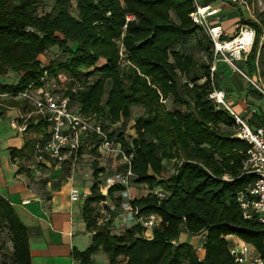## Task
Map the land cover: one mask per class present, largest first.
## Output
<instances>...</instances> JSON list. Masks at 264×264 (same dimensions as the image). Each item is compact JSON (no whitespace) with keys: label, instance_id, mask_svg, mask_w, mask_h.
<instances>
[{"label":"trees","instance_id":"trees-1","mask_svg":"<svg viewBox=\"0 0 264 264\" xmlns=\"http://www.w3.org/2000/svg\"><path fill=\"white\" fill-rule=\"evenodd\" d=\"M42 1L0 0V75L19 73L16 83L0 82V92L15 94L43 76L57 83L63 74L67 85L58 91L69 97L70 105L99 119L126 153H133L134 181L149 192L130 205L140 215L160 217L150 238L138 223L118 233L112 232V220L97 224L96 204L106 197L113 200L123 186L101 192L98 175L103 169L96 167L81 214L91 242L84 250L73 248L72 258L92 264V256L101 250L109 264H119L120 257L125 264H234L228 235L264 257V227L245 218L237 201L256 180L242 168L249 145L237 137L234 117L209 97L219 74L217 67L211 71L212 42L190 19L191 0H75L76 15L70 12L71 0H55L40 14ZM239 23L255 31L243 60L251 77L264 17H242ZM53 46L61 56L42 65L39 55ZM250 92L263 96L253 87ZM133 106L142 113L134 119L130 138L122 127ZM250 125L263 127L264 117L254 114ZM34 144L26 140L22 152L33 153ZM164 161H173L166 177ZM155 187L165 197L159 198ZM0 230L8 233L10 243L7 256L0 242V264H31L28 229L2 195ZM183 231L203 234L201 259L191 244L172 243Z\"/></svg>","mask_w":264,"mask_h":264},{"label":"built area","instance_id":"built-area-1","mask_svg":"<svg viewBox=\"0 0 264 264\" xmlns=\"http://www.w3.org/2000/svg\"><path fill=\"white\" fill-rule=\"evenodd\" d=\"M191 2L193 5V11L189 14L191 21L200 26L212 42L214 60L211 71L215 70V64L218 61L223 60L239 71L254 88L264 95V89L257 84L256 79L243 73L236 65L238 60H244L250 52L255 38L254 29L242 24L234 36L225 38V32L221 26L211 22L220 20V8L205 4L202 0H191ZM223 3L247 9L244 0H229ZM127 19H133V16L129 15ZM27 29L32 31L31 27ZM209 97L216 104L224 106L234 117L238 129L237 137L249 145L242 168L254 173L256 180L244 192L238 194L237 201L245 218H255L264 227V127H253L248 120L239 116L225 102L222 91L214 89ZM0 98L23 100L28 105L29 110L26 113L10 121L11 128L17 132L27 131L32 118H35L36 123L46 124L47 135L35 146L37 161L41 162L47 157L67 168L69 178H72L81 156V149L91 143L99 153L117 158L124 166L122 171H116L107 176L98 175L101 192L106 194L108 189L115 185H121L128 190L130 182L135 179L131 171L133 153L127 154L121 143L109 135L99 119L95 116H87L71 106L69 97L58 91L54 79L43 76L40 83L32 82L15 94L0 92ZM121 192V195L127 194L126 190ZM154 193L159 198L166 195L161 189ZM69 194L72 201L84 200L89 195L88 192L80 191L75 185H71ZM106 205L108 208L105 207ZM122 205L127 210L122 216V223L128 226L135 223L140 224L144 229V235L150 238L160 217L157 214L140 215L138 208H133L130 203ZM95 208L97 224L101 225L112 220L110 211L114 209V206L109 205L107 197L98 202ZM175 242V240L172 241V243ZM229 253L234 264H264V257L246 243L231 242Z\"/></svg>","mask_w":264,"mask_h":264},{"label":"crops","instance_id":"crops-1","mask_svg":"<svg viewBox=\"0 0 264 264\" xmlns=\"http://www.w3.org/2000/svg\"><path fill=\"white\" fill-rule=\"evenodd\" d=\"M202 1L205 4L212 5L215 0ZM212 6L218 7L216 3ZM244 11L247 10L240 6L222 7V9L220 8V20H212L211 22L221 26L225 32V38H230L237 33L239 26L242 25L239 21L242 17H245ZM225 17H231V24L234 27L233 32L229 33L232 30L230 29L232 25H229ZM237 62L240 65H237L239 70L245 73L242 69L244 66L243 60ZM215 67H217L219 74L218 87L215 90L223 92L225 102L239 116L248 120L249 124L252 116L256 113L264 117V96L259 98L253 95L250 92L253 86L248 80L223 60L218 61ZM4 75H7V73L0 75V78ZM18 76L19 73H16L17 79ZM251 77L255 79L254 73ZM28 110L29 107L23 100L0 98V195L11 203L18 218L28 229L31 264H79L78 261L72 258L71 251L73 248L77 250L86 249L89 245L85 247L86 243L83 237L86 234L91 238V233L86 230L81 215L84 200L72 201L69 191L71 185L76 186V183H78L82 184V190L80 191L90 193L93 175L85 170L84 179L86 178V180L82 177L81 180H75L74 175L72 178L66 177V179H63L64 166L58 165L47 157L41 162L37 161L36 149L33 153L27 150L22 152L26 140H33L35 143L34 148L38 142L43 141L47 135V126L42 122H40L42 123L41 126H37L39 123H36L35 118H32L30 122L32 127L24 133L17 132L14 129L16 136H12V133L2 126L5 124V119L17 118ZM91 146L93 145L91 144ZM81 156H84V154ZM78 165L76 170L79 173L83 172L84 169L81 170ZM164 166L167 169L165 161ZM99 174H102V171ZM133 191H136V189L131 188L132 193ZM120 193L122 194V192ZM141 196H144V194ZM181 234L182 232L175 241L188 243L186 239H181ZM225 238L231 242L245 243L235 235H228ZM203 239L202 234L199 244L196 246L191 244L197 249L196 253L200 259L204 255ZM246 244L251 246L248 243Z\"/></svg>","mask_w":264,"mask_h":264},{"label":"rangeland","instance_id":"rangeland-1","mask_svg":"<svg viewBox=\"0 0 264 264\" xmlns=\"http://www.w3.org/2000/svg\"><path fill=\"white\" fill-rule=\"evenodd\" d=\"M54 1L55 0H43L38 5L39 13L43 14V13L48 12L51 9L52 5L54 4ZM223 1L228 2L229 0H215L212 3L213 4L216 3L217 6L221 9H222V7L223 8L229 7V6L235 7L233 4L223 3ZM244 1L246 2V6H247V9H246L247 11H244L245 20L246 19L257 20L260 17H264V0H244ZM70 12L73 15H76L75 0H71ZM226 19L228 20L227 22L229 23V25H232L230 28L232 30L229 31V33L233 32L234 27H233V24H231V17H228ZM193 40L194 39H192V41L190 43L194 42ZM68 45L71 46V43H68ZM60 56H61V54H60L58 48L56 46H53L49 50L44 52L43 54L39 55V59H40L42 65L47 66L53 59H57ZM239 62H241V61H239ZM226 64L228 66H230L228 63H226ZM256 64H257V69L254 72V76H255L257 84L264 89V34L262 36H260V38H259L258 52H257V63ZM236 65L240 66L238 62H236ZM6 73H7V75H4L0 78L1 83L12 84V83H15L17 81L16 72L9 70ZM56 79L59 80L56 83L57 89L60 90L67 85V81H64V75L63 74L59 73ZM168 106H171V105L168 104ZM141 113H142L141 107L133 106L132 111H131V118L129 120H127L126 123L122 127V130L125 132V134L128 136H131L130 138H132L135 135L134 129L132 128L134 119L136 116L140 115ZM12 119H14V118H12ZM9 120H10V118L5 119V124L2 127L5 130H7L8 132H11L12 136H16L17 135L16 131L10 127V121L11 120L10 121ZM83 154H84V156H80V158H79V162H78L79 165L78 166H80L81 170H83V169L84 170H83V172H80V173L78 172V170H76V172L74 174L75 180H78V179L81 180V177H82V179H84V174L86 173V171H89V173H91V175H92V173L96 167L103 169V171H102L103 176L110 175V174L115 173L116 171H122L123 170L122 164L119 162V160L117 158H114L113 156L108 155V154L99 153L96 149L94 150V147L91 146V144H88L87 146L82 148L81 155H83ZM172 163H173V161H165V165L167 166V169L164 171V174H163L164 177L170 175V173L172 172V170H173ZM66 177H69V172H68L67 168L66 169L64 168V178L63 179H66ZM84 180H86V178ZM76 186H78V188H80V190H82L81 189L82 184L76 183ZM131 188L136 189V191H133V193H132ZM125 190L127 191L126 195H121V193H120L121 191H118V192L114 193V195H113L114 199L113 200H111L109 197H107L109 199V205L114 206V209L110 211V215L112 217V232L113 233H118L121 230H123L124 228L128 227L127 224L122 223V216L124 214H126V212H127V210L122 205V203L123 202L124 203H130L134 198H139V197H141V195H143V194L145 195L149 192V189L147 188V186H145L144 184H139L134 180H132L130 182V185L128 186V190L123 188L122 191H125ZM153 190L158 191V190H160V187H155ZM105 207L108 208L107 205ZM181 235H182L181 239H186V241L188 243L192 244L193 246H196L197 244H199L200 237L202 234L192 235V234H189V233H186L183 231ZM83 238H84V242L86 243L85 247H87L89 245V243L91 242V240H90L91 238L86 234ZM0 242L3 244V250H4L5 254L8 256V253L10 251V249H9L10 243H9L8 233L5 230H0ZM250 247H252V246H250ZM195 250H197V249H195ZM92 260L94 262L93 264H109L107 255L101 250L94 253ZM119 261H120L119 264L125 263L124 259L122 257H120Z\"/></svg>","mask_w":264,"mask_h":264}]
</instances>
